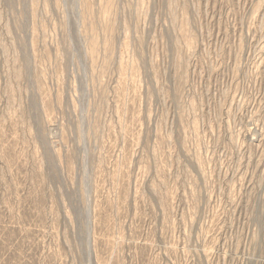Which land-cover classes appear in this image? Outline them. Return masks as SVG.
Here are the masks:
<instances>
[{
    "label": "rangeland",
    "instance_id": "rangeland-1",
    "mask_svg": "<svg viewBox=\"0 0 264 264\" xmlns=\"http://www.w3.org/2000/svg\"><path fill=\"white\" fill-rule=\"evenodd\" d=\"M0 264H264V0H0Z\"/></svg>",
    "mask_w": 264,
    "mask_h": 264
}]
</instances>
